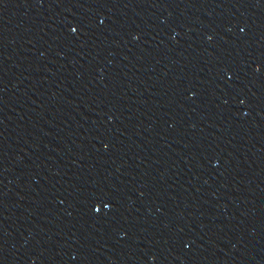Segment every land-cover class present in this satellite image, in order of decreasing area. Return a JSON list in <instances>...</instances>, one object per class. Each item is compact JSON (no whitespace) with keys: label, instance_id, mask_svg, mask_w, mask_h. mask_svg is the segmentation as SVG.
<instances>
[{"label":"water","instance_id":"water-1","mask_svg":"<svg viewBox=\"0 0 264 264\" xmlns=\"http://www.w3.org/2000/svg\"><path fill=\"white\" fill-rule=\"evenodd\" d=\"M0 264H264V0H0Z\"/></svg>","mask_w":264,"mask_h":264}]
</instances>
